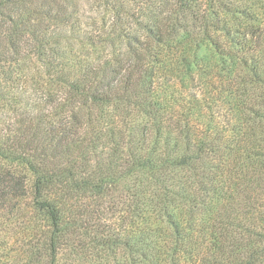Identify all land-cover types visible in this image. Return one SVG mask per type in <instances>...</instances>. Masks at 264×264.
I'll use <instances>...</instances> for the list:
<instances>
[{"label": "trees", "instance_id": "1", "mask_svg": "<svg viewBox=\"0 0 264 264\" xmlns=\"http://www.w3.org/2000/svg\"><path fill=\"white\" fill-rule=\"evenodd\" d=\"M110 5L120 57L65 62L53 48L55 91L35 112L0 90L12 116L0 129V264H57L65 250L112 264H264V0H141L145 21L126 14L136 30ZM15 65L0 54L1 74ZM118 185L116 228L102 210Z\"/></svg>", "mask_w": 264, "mask_h": 264}, {"label": "rangeland", "instance_id": "2", "mask_svg": "<svg viewBox=\"0 0 264 264\" xmlns=\"http://www.w3.org/2000/svg\"><path fill=\"white\" fill-rule=\"evenodd\" d=\"M54 1L58 4L57 0ZM58 1V5L62 7L65 16H69V20L55 21L56 5L53 4V0H41L38 4H33L32 0V4L24 7L27 12H24V9H18L14 2L10 4L6 0H0V54H5L6 58L10 57L17 65L15 67L17 69L9 77L0 73V90L3 89L7 98H14L13 104L16 109L35 112L36 109L42 107L44 98L54 93V84L48 82L53 48H58L65 53L63 59L65 62L70 60L71 54L95 60L99 57H120L119 54L125 51L126 41L123 38L120 42L113 39V32L118 31V28L112 25L114 11L110 4L113 0ZM119 1L123 4L121 16L125 20L131 22L132 19L126 14H135L139 21H145V17L138 12L141 0ZM45 11L48 13H44ZM22 13L30 19L24 27L27 31L21 33L23 36L19 40L20 25L18 23ZM71 21L74 26H71ZM29 24H31L30 27ZM130 24L133 29H138L133 22ZM110 39L114 40L111 44L106 42ZM38 48L41 49L42 56L35 53L34 50ZM12 50H14L13 53ZM8 108L0 110V129L6 128L11 123L9 117L12 116ZM262 151L264 153V147ZM262 169L258 185L261 194L264 193V167ZM121 187L122 185H118L116 189L109 187L111 195L105 199L104 210H102L103 223L116 228L123 226L122 217L126 206L119 203L118 196L126 194L124 188ZM258 219L260 218L257 217L256 220ZM87 242L85 241L84 244ZM85 251L83 254L75 255L65 250L58 256L57 264H112L110 257L96 259Z\"/></svg>", "mask_w": 264, "mask_h": 264}]
</instances>
